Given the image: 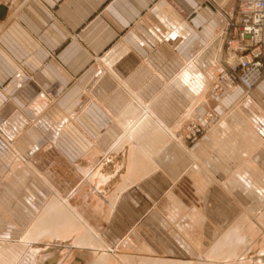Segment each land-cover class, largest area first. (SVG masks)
Listing matches in <instances>:
<instances>
[{
  "label": "crops",
  "instance_id": "0c3cea01",
  "mask_svg": "<svg viewBox=\"0 0 264 264\" xmlns=\"http://www.w3.org/2000/svg\"><path fill=\"white\" fill-rule=\"evenodd\" d=\"M236 1L0 0V225L58 197L79 264H225L227 235L253 251L264 212L236 177L264 180V66L250 93L212 92Z\"/></svg>",
  "mask_w": 264,
  "mask_h": 264
},
{
  "label": "rangeland",
  "instance_id": "374dc122",
  "mask_svg": "<svg viewBox=\"0 0 264 264\" xmlns=\"http://www.w3.org/2000/svg\"><path fill=\"white\" fill-rule=\"evenodd\" d=\"M194 122L189 123L188 125L193 124ZM196 124V123H194ZM187 127L185 128V139L187 141H193L200 138L201 134L198 135L196 138L187 139ZM203 132V130H202ZM228 137L222 133L220 135V138H222L223 142L226 143L225 138ZM247 149V150H246ZM242 150L248 152V146L244 145L242 147ZM242 151V152H243ZM243 152V153H246ZM51 182L53 184H56V178L51 177ZM254 178H244V176L236 177L237 184L243 186L242 190L244 193H247L249 195H254L258 199L259 208L257 209L259 211V216L264 212V202L261 201L264 200V192H263V178L258 177L257 181H253ZM41 178L35 177L33 179V182L30 183L31 187L35 190V195L37 198H43V193L41 191H38L36 187L40 190L41 185ZM36 186V187H35ZM246 194V195H247ZM247 195V196H249ZM250 198V196H249ZM56 199L59 201L58 197L52 198L48 203H52V201ZM253 200V198H250ZM60 203H63L62 201H59ZM8 203V202H7ZM6 203V204H7ZM47 203V204H48ZM45 204V206L47 205ZM67 210H69L74 215V227L71 225L67 230H59L56 225L53 223L46 224L45 220H43V213L45 211V206L41 208V204H37L38 207L34 209V221L31 225L26 226L23 224L22 226L17 225V229H15V226H9L6 224L0 225V232L3 234H6L7 232H13L12 239H4L0 238V264H79L77 261V257L73 255V250H70L69 243L64 241L63 239H55L58 236L61 235H67L70 236L71 243H74V233L75 230L78 228L76 221H79V218L77 215H75L74 211L71 207H68L66 203H63ZM264 219V213L262 215ZM70 221H73V218ZM244 222L250 223L251 220L246 219V217L242 218ZM253 222V221H252ZM251 222V223H252ZM247 223V224H248ZM244 226V225H243ZM251 227V226H250ZM245 230L246 226L243 227ZM26 231V232H25ZM25 233V234H24ZM244 234H247V232L244 231ZM264 236V235H263ZM49 237V238H48ZM54 238V239H53ZM79 238V237H77ZM230 242L232 244V250L234 254L235 245L241 244V245H248L251 244L248 241V238L245 236H242L240 240L234 241L232 237L228 236L226 237L225 243L223 244L225 246L224 252L229 250ZM249 248V247H248ZM243 250V253L248 250ZM262 248L264 250V240L257 243L255 249L253 251L248 250L245 254H242V256L235 257V263L233 264H264V253H256L257 249ZM255 251V253H253ZM104 257H106L105 253ZM257 256H256V255ZM263 255V256H260ZM93 258H96L95 256L99 257L100 255H93ZM103 257V256H102ZM241 259V260H240ZM238 260V261H236ZM240 260V262H239ZM86 259L85 263L86 264ZM225 261V260H224ZM226 262V261H225ZM232 264V263H231Z\"/></svg>",
  "mask_w": 264,
  "mask_h": 264
},
{
  "label": "built area",
  "instance_id": "2783aa9c",
  "mask_svg": "<svg viewBox=\"0 0 264 264\" xmlns=\"http://www.w3.org/2000/svg\"><path fill=\"white\" fill-rule=\"evenodd\" d=\"M235 25L225 40L224 70L213 82L212 92L231 91L237 86L250 93L258 84L264 66V0H237ZM202 133L197 124L187 127V139Z\"/></svg>",
  "mask_w": 264,
  "mask_h": 264
},
{
  "label": "bare ground",
  "instance_id": "6f19581e",
  "mask_svg": "<svg viewBox=\"0 0 264 264\" xmlns=\"http://www.w3.org/2000/svg\"><path fill=\"white\" fill-rule=\"evenodd\" d=\"M147 118V117H146ZM144 119V118H143ZM145 120V119H144ZM135 135V134H134ZM133 137V136H132ZM62 205V208H63V210H64V216H63V218H64V220H66L67 218H71V217H74V215L69 211V210H67V208H66V206L63 204V203H61ZM61 208V207H60ZM61 209H59V205H58V201L57 202H55V203H50L49 205H46L45 206V212L43 213V220H45V223L46 224H48V223H53V224H55L56 225V223H57V214L59 213V211H60ZM219 245V244H218ZM218 248V247H217ZM216 248V249H217ZM222 248V247H221ZM219 249V248H218ZM259 252V251H258ZM262 252H264V251H262ZM261 253V252H260ZM235 257H237V256H235L234 254H233V250H232V244H231V242H230V246H229V250H227V252L225 251L224 252V260L226 261H224L225 262V264H233V263H235ZM88 259H87V262H86V264H99L100 262H101V259H99L98 260V262H94L93 260H92V257H87ZM222 259V260H223ZM241 260V259H240ZM240 260H239V262H240ZM223 263V262H222ZM218 264V263H217ZM224 264V263H223ZM240 264H242V263H240Z\"/></svg>",
  "mask_w": 264,
  "mask_h": 264
},
{
  "label": "water",
  "instance_id": "95a60500",
  "mask_svg": "<svg viewBox=\"0 0 264 264\" xmlns=\"http://www.w3.org/2000/svg\"><path fill=\"white\" fill-rule=\"evenodd\" d=\"M5 11V7L0 6V17H1V12Z\"/></svg>",
  "mask_w": 264,
  "mask_h": 264
}]
</instances>
